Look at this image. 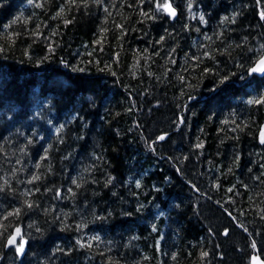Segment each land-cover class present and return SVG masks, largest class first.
Masks as SVG:
<instances>
[{
    "label": "trees",
    "instance_id": "1",
    "mask_svg": "<svg viewBox=\"0 0 264 264\" xmlns=\"http://www.w3.org/2000/svg\"><path fill=\"white\" fill-rule=\"evenodd\" d=\"M157 2L0 0V264L264 262V0Z\"/></svg>",
    "mask_w": 264,
    "mask_h": 264
},
{
    "label": "snow or ice",
    "instance_id": "2",
    "mask_svg": "<svg viewBox=\"0 0 264 264\" xmlns=\"http://www.w3.org/2000/svg\"><path fill=\"white\" fill-rule=\"evenodd\" d=\"M71 2L75 3V0H71ZM84 2L86 3L87 0H84ZM95 2L100 3L101 0H95ZM37 6H39V5H37ZM188 7H189V10H191V7H192L191 0H189ZM156 10L157 11L163 10L164 12L168 13V15H170L172 17H175V15H176L175 9L172 8L171 3L169 2V0H163L162 3L159 2V0H158V2L156 4ZM145 15H147V13H145ZM261 16H262V18H264V13H262ZM225 19H227V17H225ZM200 20H201V22H204V17L202 15L200 16ZM250 72L251 73L264 74V57H262L261 59L258 60L256 66L251 68ZM224 79L226 80L227 77H225ZM221 82L223 83V81H221ZM253 102L259 103L261 101H249V103H253ZM159 139L163 140L164 137L161 136V137H159ZM261 143H264V133L261 134ZM198 147H203V145L202 144L198 145ZM36 179H39V177L34 176L33 180H36ZM73 182L75 183V181H73ZM29 183H32V181H29ZM77 186H79V185H77ZM137 186L139 187V184H137ZM0 190H2V189H0ZM28 207H32V205L29 203ZM15 214H19V209L16 210ZM10 215H11V213H10ZM19 235H20V229L17 228L16 229V235L15 236H11L9 238V240H8V244L10 246L15 245L17 255H21L23 253V251H24V244L23 243H19V244L16 243V237L19 236ZM202 255L206 256L207 253H203ZM254 260H255V258H254Z\"/></svg>",
    "mask_w": 264,
    "mask_h": 264
},
{
    "label": "water",
    "instance_id": "3",
    "mask_svg": "<svg viewBox=\"0 0 264 264\" xmlns=\"http://www.w3.org/2000/svg\"><path fill=\"white\" fill-rule=\"evenodd\" d=\"M167 15H168V13H167ZM168 16H170V15H168ZM170 17H172V16H170ZM261 18H262V16H260ZM173 18V17H172ZM262 57H264V54H263V56ZM261 57V58H262ZM260 58V59H261ZM258 62V61H257ZM257 62L255 63V65L253 66V67H255L256 66V64H257ZM252 67V68H253ZM251 70V69H250ZM250 70H249V76L251 77V76H256V77H263L264 76V74H261V73H251L250 72ZM262 133H264V129L262 130V132L260 133V140H261V134ZM16 243H17V237H16ZM21 243H23V242H21ZM24 244V243H23ZM15 247V245H12V246H10L9 244H8V242H7V249H11V248H14ZM24 250H25V244H24ZM23 253H24V251H23ZM23 253L21 254V255H18L19 257H21V256H23ZM254 258H255V260H254ZM249 264H264V262H262L258 257H256V256H252L251 258H250V263Z\"/></svg>",
    "mask_w": 264,
    "mask_h": 264
}]
</instances>
